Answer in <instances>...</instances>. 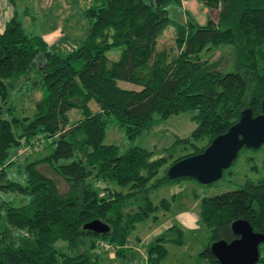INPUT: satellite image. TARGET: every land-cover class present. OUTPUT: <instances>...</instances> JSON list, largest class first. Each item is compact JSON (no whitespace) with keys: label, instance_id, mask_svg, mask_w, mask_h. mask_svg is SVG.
<instances>
[{"label":"trees","instance_id":"1","mask_svg":"<svg viewBox=\"0 0 264 264\" xmlns=\"http://www.w3.org/2000/svg\"><path fill=\"white\" fill-rule=\"evenodd\" d=\"M100 1L84 13L90 24L86 39L65 55L52 51L42 37L27 34L17 11L0 34V193L26 200L15 206L0 195V264H102L87 254L100 240H108L116 257L124 255L137 223L154 210H170V200L154 206L148 191L193 180H170L167 169L202 153L239 120L243 109L250 108L254 116L262 113L264 0H196L210 14L203 25L186 10L183 24L173 21L164 0ZM169 26L175 32L173 47L159 50ZM221 46L231 47L227 61L201 57ZM114 48L120 55L110 60L106 53ZM34 69L43 93L33 115L19 119L12 107H3L8 89ZM118 82L140 89H123ZM92 101L97 112L89 107ZM72 110L81 115L74 122L69 120ZM181 113H189L196 127L166 148L131 145L120 152L104 144L112 121L131 142ZM35 141L47 142L49 156L26 165L24 183L7 179L10 149ZM188 146L190 154L174 158L176 150ZM40 164L63 180L65 192L37 170ZM140 198L145 203L134 211L130 206ZM200 219L210 236L199 256L219 264L210 247L236 239L234 221L245 220L264 235V179L204 198ZM94 220L109 231L98 235L83 228ZM182 236L179 227L171 226L156 237L146 249L147 264H160L166 245L181 246ZM60 241L64 250L56 246ZM259 254L258 263H264V244Z\"/></svg>","mask_w":264,"mask_h":264},{"label":"rangeland","instance_id":"2","mask_svg":"<svg viewBox=\"0 0 264 264\" xmlns=\"http://www.w3.org/2000/svg\"><path fill=\"white\" fill-rule=\"evenodd\" d=\"M164 1L167 2L169 17L180 24L186 20L185 10L201 25L206 23L210 15L208 9L196 0H192L195 3L193 6L191 0ZM100 2V0H21L14 3V9L18 12L27 34L42 37L52 51L65 55L80 46L86 39L90 24L84 13ZM204 10L208 13L205 14ZM174 36V28L169 26L160 37L157 48L169 50L173 47ZM230 49V46L216 47L209 52H203L201 57L213 61L224 56L227 61ZM106 55L110 60H117L120 50L114 48ZM39 83L40 77L36 70L30 71L24 78L15 82L12 88L8 89V102L3 107H12V115L16 118H30L35 111V103L39 101L43 93ZM118 86L128 90L140 89L139 86L126 82H118ZM89 107L92 112L98 111L94 101L89 104ZM189 116V113L171 116L131 142L127 140L118 124L112 121L106 128L104 144L114 145L120 152L125 151L131 145L150 151L160 150L168 147L176 138H186L194 130L196 124L190 120ZM80 117L78 110L69 112L70 122H74ZM33 143L34 145H30L22 142L20 147L10 149L8 162H11V165L5 169L4 174L7 179L24 183L26 165L45 158L51 153L47 142L35 141ZM191 152L190 146L184 150H176L174 158ZM37 170L52 179L61 192L67 190L63 180L55 175L47 164H40L37 166ZM162 175L163 170H160L157 177L160 178ZM261 179H264V145L258 150L243 149L239 152L234 163L224 171L222 178L211 185H201L195 180H183L179 183H171L149 190L147 198L154 206L159 205L161 199H167L171 202L170 210L167 212L162 209L154 210L145 220L137 223L129 234L124 247V255L116 257L115 250L110 246L108 240H100L99 245L94 250L87 251V254L90 257H99L102 264H147V245L169 227L177 226L183 232L182 245H167V256L160 264H207L199 256L210 236L208 228L200 219L202 200L236 190L244 185L252 186ZM114 188L126 191V188L118 186ZM0 195L3 200H10L15 206L26 202V200H21V196L14 194L0 193ZM144 203L145 198H140L134 202L135 205L130 207L136 211L139 209L138 206H143ZM63 244L60 241L56 246L58 249L64 250ZM84 249L87 250L85 247Z\"/></svg>","mask_w":264,"mask_h":264},{"label":"water","instance_id":"3","mask_svg":"<svg viewBox=\"0 0 264 264\" xmlns=\"http://www.w3.org/2000/svg\"><path fill=\"white\" fill-rule=\"evenodd\" d=\"M263 145L264 100L261 114L254 116L250 108L243 109L239 120L226 133L215 137L202 153L171 165L166 176L170 180L191 178L201 185H211L222 178L241 150H258ZM83 228L98 235L109 231V227L98 220L87 223ZM231 231L236 239L230 243L214 242L210 247L219 264H258L259 246L264 244V235L255 233L245 220L234 221Z\"/></svg>","mask_w":264,"mask_h":264},{"label":"crops","instance_id":"4","mask_svg":"<svg viewBox=\"0 0 264 264\" xmlns=\"http://www.w3.org/2000/svg\"><path fill=\"white\" fill-rule=\"evenodd\" d=\"M184 2V1H183ZM192 6L195 5L194 1L191 0ZM183 9V7L181 6ZM14 4L10 2V0H0V34L3 32L6 23L13 17L14 15ZM204 13L207 14L206 10H204ZM43 39V38H42ZM44 40V39H43ZM45 41V40H44ZM46 42V41H45ZM47 43V42H46ZM48 45V44H47ZM190 117V116H189ZM191 120V119H190ZM190 135V134H189ZM188 135V136H189ZM187 136V137H188ZM183 234V232H182ZM160 236V235H159ZM158 237V236H157ZM151 244V243H149ZM147 245V247L149 246ZM169 245V244H167ZM166 245V248H167ZM171 245V244H170ZM147 261V260H146Z\"/></svg>","mask_w":264,"mask_h":264}]
</instances>
